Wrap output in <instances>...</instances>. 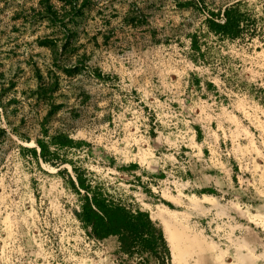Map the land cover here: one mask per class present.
<instances>
[{
    "label": "rangeland",
    "instance_id": "1",
    "mask_svg": "<svg viewBox=\"0 0 264 264\" xmlns=\"http://www.w3.org/2000/svg\"><path fill=\"white\" fill-rule=\"evenodd\" d=\"M237 1L257 33L210 31ZM78 3L0 0V264H118L73 166L147 211L172 264H264V0Z\"/></svg>",
    "mask_w": 264,
    "mask_h": 264
},
{
    "label": "trees",
    "instance_id": "2",
    "mask_svg": "<svg viewBox=\"0 0 264 264\" xmlns=\"http://www.w3.org/2000/svg\"><path fill=\"white\" fill-rule=\"evenodd\" d=\"M64 4L73 13L81 12L82 5L78 0H64ZM240 4L237 1L224 8L208 9L205 23L209 30L230 39L251 38L256 34L255 18L241 10ZM191 45L199 50L195 36ZM37 143L41 159L51 161L47 145L41 141ZM31 151L36 153L35 148ZM73 171L74 175L68 176V182L80 197L79 207L73 213L84 226L90 228L92 237L101 240L116 238L118 264H172L164 231L147 211L113 201L99 186L92 184L83 171L75 166Z\"/></svg>",
    "mask_w": 264,
    "mask_h": 264
},
{
    "label": "bare ground",
    "instance_id": "3",
    "mask_svg": "<svg viewBox=\"0 0 264 264\" xmlns=\"http://www.w3.org/2000/svg\"><path fill=\"white\" fill-rule=\"evenodd\" d=\"M166 232H167V238L169 239V241H170V244H171V246L173 247V249H175L176 248V244H175V242H174V240H173V238H172V236H171V231H169V227L168 226H166Z\"/></svg>",
    "mask_w": 264,
    "mask_h": 264
}]
</instances>
